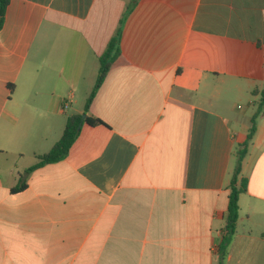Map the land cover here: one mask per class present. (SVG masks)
Instances as JSON below:
<instances>
[{
  "label": "crops",
  "instance_id": "obj_1",
  "mask_svg": "<svg viewBox=\"0 0 264 264\" xmlns=\"http://www.w3.org/2000/svg\"><path fill=\"white\" fill-rule=\"evenodd\" d=\"M117 32L120 53L85 114L103 125L83 122L68 155L14 193L84 113ZM263 86L264 0H10L0 264H218L235 149ZM255 129L223 264H264V112Z\"/></svg>",
  "mask_w": 264,
  "mask_h": 264
},
{
  "label": "trees",
  "instance_id": "obj_2",
  "mask_svg": "<svg viewBox=\"0 0 264 264\" xmlns=\"http://www.w3.org/2000/svg\"><path fill=\"white\" fill-rule=\"evenodd\" d=\"M133 1L136 2L137 0H133ZM9 3H10V0H0V30L3 28L5 14H6V10L8 8ZM119 41H120V34L119 32H117L116 36L109 43L105 53L100 58V69L98 72L97 80H96V83L92 90L91 95L86 101L83 114H87L91 101L93 97L95 96V93L101 86L110 67L112 66L116 57L120 53ZM9 89L11 92H13L12 85H9ZM257 94L259 95V99L255 103L256 111L251 118L252 126L249 130V134L245 142L235 149L236 154L238 156V162L233 171L232 178H231L230 185H229L230 196H229L228 210L226 214V224H225V227L223 228L222 239L217 246L218 264H223V260L226 255V250L229 244L231 243L233 236L236 233L237 223H238V219L240 215V208H239L238 200H239L240 195L247 191L246 180L243 178H240L241 165H242L244 156L246 155L248 144L252 140L255 134V130H256L255 120L261 113L264 112V86L258 93L255 92L254 95H257ZM83 114H74L67 118L65 129H64L63 135L60 138V140L51 148L49 152L39 156V162L37 164L33 165L32 167L26 170L25 175L22 177L23 179L21 181V184L15 187L14 189H12L14 193L25 189L26 187L25 176L27 174L31 173L35 169L42 167L46 164L59 162L68 155L72 145L74 144L75 140L77 139L79 135L78 126L82 120ZM83 122L89 125H99V124L103 125L102 121L97 120V119H92L91 117H88V116L85 117Z\"/></svg>",
  "mask_w": 264,
  "mask_h": 264
},
{
  "label": "rangeland",
  "instance_id": "obj_3",
  "mask_svg": "<svg viewBox=\"0 0 264 264\" xmlns=\"http://www.w3.org/2000/svg\"><path fill=\"white\" fill-rule=\"evenodd\" d=\"M83 104H84V99H82L81 102H79L78 104H76L75 105V108L76 109H81V108H83ZM70 113L69 114L67 113V115H70ZM237 158H238V156H237Z\"/></svg>",
  "mask_w": 264,
  "mask_h": 264
},
{
  "label": "water",
  "instance_id": "obj_4",
  "mask_svg": "<svg viewBox=\"0 0 264 264\" xmlns=\"http://www.w3.org/2000/svg\"><path fill=\"white\" fill-rule=\"evenodd\" d=\"M85 117H86V115L83 114V115H82V120H81V122L79 123V126H78V131L80 130V128H81V126H82V124H83V120L85 119Z\"/></svg>",
  "mask_w": 264,
  "mask_h": 264
},
{
  "label": "built area",
  "instance_id": "obj_5",
  "mask_svg": "<svg viewBox=\"0 0 264 264\" xmlns=\"http://www.w3.org/2000/svg\"><path fill=\"white\" fill-rule=\"evenodd\" d=\"M68 106H69L68 104H65V105H64L65 108L68 107Z\"/></svg>",
  "mask_w": 264,
  "mask_h": 264
}]
</instances>
